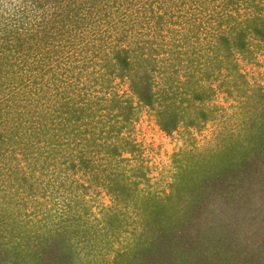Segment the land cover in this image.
Masks as SVG:
<instances>
[{
  "label": "trees",
  "instance_id": "trees-1",
  "mask_svg": "<svg viewBox=\"0 0 264 264\" xmlns=\"http://www.w3.org/2000/svg\"><path fill=\"white\" fill-rule=\"evenodd\" d=\"M153 2L157 4L155 10ZM175 2L0 0V264H77L80 254H92L91 246L99 243L93 239L106 231L109 234L119 231L121 218L120 211H114L116 207L110 212L105 210L104 216L93 224L88 219L89 207L81 205V196L61 199L62 188L68 196L76 194V187L73 191L68 188L71 183L68 173L73 170L86 172L90 177L88 184L79 185L82 190L86 191L90 183L100 186L111 204L131 202V210L137 216L132 221L136 225L132 235L134 244L131 242L129 251L114 250L110 264L264 263V250H260L264 239L261 246L256 245L261 251L257 252L249 244L243 247L236 242L235 235V226L244 222L241 219L246 216L253 219L254 213L264 212V94L259 88L255 91L244 88L241 74L232 70L235 67L232 52L248 54L249 35L264 40L261 13L264 0H218L216 11L213 5L198 10L195 5L191 12L183 13H179L180 8L171 9ZM239 6L246 10L234 28L230 23L238 17ZM210 9L201 21L198 17L201 12ZM139 10L143 11L141 20L136 19L137 13L142 14ZM131 13L135 15L133 19ZM175 13L183 18L177 22L191 30V36L202 26L206 27L207 20L212 19L216 26H228L227 32L212 33V44L220 47L205 45L210 56L199 49L194 53L196 74L202 75L183 72L182 82L186 83L189 95L176 106L172 98L178 86L172 78L177 76L178 68L171 71L165 63L162 77L167 88L153 91L150 77L157 66L152 56L159 50L150 40L139 37L137 30V26L151 22L149 26L156 29L158 37L163 18ZM117 23L124 30L111 43L109 31ZM204 56L206 60L200 61ZM178 59L179 56L170 62L172 67L178 64ZM96 65L102 70L97 72ZM221 66L226 70L223 76L234 72L239 77L238 83L234 82L237 85H234L237 91L234 97L243 96L240 108H247L243 112L246 114L242 123L243 140L233 137L232 132L225 133L220 147L214 151H218L216 158L208 163L209 169L207 162L191 167L189 161L178 166L175 176L177 182H184L183 191L194 194L189 189L196 185L202 193L193 195L194 202L182 210L180 221H167L160 212L166 206L158 205L162 210H157L147 197L138 194V181L130 179L131 173L133 178L146 180L139 167L121 165L127 159L122 154L132 153L135 145L131 139L121 137L120 130L135 119L139 106L153 112L156 124L166 134L180 125L199 128V120L203 124L211 118L202 104L213 93L200 80L211 76L214 70L218 75L213 77H218ZM114 78L125 80L137 105L128 97L110 91ZM231 89L225 87L224 91L229 94ZM93 91L95 97L91 99L89 94ZM195 105L197 111L193 109ZM101 110L105 111L104 121L100 120ZM83 134L87 136L79 139ZM72 149L76 152L71 153ZM15 153L23 160L25 167L21 170L12 169L14 164L10 159ZM8 170L15 175L7 177ZM252 175L254 179L258 176L256 189L249 184ZM49 177L57 181L56 192L50 195L55 194L53 197L59 199L40 201L45 196V183H50ZM199 178H202L200 184ZM251 196L258 203L250 201ZM208 203L218 207L210 210L212 217L207 223L202 220L206 216V208H202ZM223 216L236 221L221 222ZM225 223L228 225L224 226ZM239 251L243 253L240 255ZM89 260L87 264H99Z\"/></svg>",
  "mask_w": 264,
  "mask_h": 264
},
{
  "label": "rangeland",
  "instance_id": "rangeland-1",
  "mask_svg": "<svg viewBox=\"0 0 264 264\" xmlns=\"http://www.w3.org/2000/svg\"><path fill=\"white\" fill-rule=\"evenodd\" d=\"M173 1L176 2L173 3L170 7L171 9L180 8L179 13H183L185 11L191 12L192 9H194L195 5L197 7V10L201 9V7L203 6H205L206 9H209L212 5L214 6L213 11H216L219 8L218 0H214V2H209L206 0V2H204L203 4L202 2L200 3L199 0ZM151 5L154 10L155 8H157V4L155 2L151 3ZM262 5L263 6L261 13L262 16H264V2H262ZM237 7L238 6H236V9ZM211 9L209 11L205 10V12H201V16H198L201 21H204L205 17L208 16L207 13H210ZM244 9L246 10V8L239 6L237 12L239 13L238 17L236 16V19L232 20V22L230 23L234 28L237 27L236 24H238L241 17L244 16ZM230 12L233 14V10H230ZM142 15L143 11L142 14L137 13L136 19L141 20ZM130 16L131 19H133L135 15L131 13ZM163 19L164 21L160 24V26H158L160 27V36L158 37L155 36L154 31L156 29L154 28L153 30L152 26H149L151 22L148 24L144 23L141 26H137V30L140 32L139 37L150 40L151 45L159 50L152 56L155 59L157 70H159L153 71L150 77L151 89L153 91L157 88L159 89V87H164V89L167 88V84L162 77V69L166 66V64L171 71L175 67L178 68L177 76L172 78L178 86L175 87L176 92L174 97L172 98L173 103L176 106L179 100H183L184 102V98L189 95L187 93L188 90L186 83L182 82V79L184 78L183 72L191 71L197 76L202 75L196 74L197 72L194 67L196 55L194 53H197L199 49L201 52H204V54H208V56H210L211 52L209 50L208 52L205 51V45L208 46L211 44L213 46L220 47L217 43L212 44V41H214V36H212V33L218 34L221 33L222 30L223 32H227L228 26L226 24H219L218 26H216V23L212 19L207 20L208 23L206 24V27L202 26V28L196 31L194 36H191L192 31L184 26H181V24L177 22V20L181 21L183 18L177 17L176 13L171 15L170 17L167 15ZM118 25L119 23L116 24L115 28L109 31L111 43L117 41L118 37H120L119 31L124 30L123 26L120 28V25ZM247 40L249 41L248 54L242 56L240 53L234 51L232 52V61L233 65L235 66L232 70H235L237 74H241V78L245 81L243 85L244 88L249 87L252 88L253 91L259 88L260 91H262L264 94V40L257 39L252 35H249L247 37ZM175 55L179 56V62L177 65L172 67V64H170V62L173 61V58L177 57ZM219 57L222 58V55H219ZM201 60H206V57H201L200 61ZM218 63H220V61L216 62L215 64ZM226 64L227 63H223V65ZM221 67L222 68H220L218 71V73H220L218 77H213L218 75L217 71L214 70L211 76L207 77L204 80H200V83L209 85L213 89V93L211 95V98L206 103L204 102L202 104V109L205 110V112H207V114L211 118L205 121L203 124L201 123L202 121L199 120V123L201 124L199 128L182 127L180 125L175 131H172L170 134H166L162 130H160L159 126L156 124L153 112L148 110L144 106H139L138 111L135 112L134 115L135 119H132L130 123H127L120 130L119 135H121V137L125 136L126 139H131L135 145V150L132 153L122 154V157H127V159L125 161H121V165H123L125 168H133L134 166L139 167V171L143 172L146 180H144V178H138V176H135V178H133L131 173L130 179H135L134 181H138L136 183L138 194L142 193L145 198L147 197L150 202L154 204L157 210H162V208L158 205L166 206V208H164L165 211H160L163 214L165 213V215L161 213L160 214L162 215V218L165 216V219L167 221L171 219H173L174 221H180L182 210L184 208L190 207L194 202L193 195H195L196 193H202V189L197 188L198 186L196 185H192L194 187L189 189L190 191H193L194 194H188V190L186 192L183 191V187L185 186L184 182L176 181L177 179L175 173L178 170V166L182 167L185 164H188L189 161H191V163H189L191 167L200 165L202 164V162H207V168L209 169L210 165H208V163L211 162V159L214 160L216 158V153H218V151H214H216L220 147V144L222 143L221 141L223 139L222 136H225V133L232 132L233 137L240 141L243 140L244 135L241 133L243 130L242 123L246 118V114L243 112L244 110H247V108L246 106H242V108H240L242 101H244L243 96L236 98L234 97L237 92L235 91V86L237 85L234 84V82L238 83L237 78L239 77H237V74H235L234 72H228L223 76V74L226 73V70H224V66ZM95 69L97 72L102 70V68H100L98 65L95 66ZM200 69H202V66L200 67ZM199 72L201 73V70H199ZM169 74H171L170 71ZM111 83L112 84L110 91L116 93L117 95H121V97H128L133 105L138 104L135 96L129 92L127 83L124 79L119 80L118 78H114ZM225 87L229 89L230 87H232L231 93H226L224 91ZM96 95H98V93ZM71 96H73V94H71ZM89 97L91 99H94L95 91L91 92L89 94ZM182 97L183 99H181ZM184 104L181 103L182 106ZM193 109L197 111L198 106L195 105ZM193 109L192 111H194ZM248 109H251V107H248ZM104 112V110H101L100 112L102 115L100 117V120L103 121L105 120L103 117V114H105ZM97 118L99 117L97 116ZM85 134L80 135L79 139L84 137ZM85 139L86 138H83L81 140ZM81 145L82 143L79 141V145L77 146L80 147ZM70 151L71 153L76 152L75 149H72ZM20 157V154L15 153V159H10L12 161V165L14 164L12 166V169L17 168L21 170L25 167L23 164V160L20 159ZM8 171L9 173L7 174V177L11 178V176L13 177L15 175L12 174L10 170ZM68 176L71 180L68 188L73 191L74 187H76V194L71 193L68 196L67 191H63L64 188H62L63 193H57L59 194V196H62L61 199H75L78 197V195L81 196V198L83 199V201H81V205L89 207L90 212L88 215V219L91 220L93 224L96 223L94 221H97L104 216V213L106 212L105 210H109L110 212L112 208L115 209L116 207L114 211H120L119 216L121 219L120 225L118 227L119 231L116 232V234H109V232L106 231L107 229H103L104 231H106V234L100 235L97 238L93 239V242L99 243L97 245H94L95 247L91 246V250H89V252L91 251L92 254L86 255L85 253H83L82 256L80 254V256L76 258L77 264H87V259H90V262L97 261L99 264H110L114 250L126 249L127 251H129V249H131V242L132 245L134 244L132 235L134 234L133 227L136 225L132 223V221L137 219V216L131 210L132 204L129 201L116 205L111 204V201L104 190L101 189L100 186L92 183L89 184V187L86 189V191L82 190L79 185L83 183L88 184L87 178H90L88 177V174L86 172H83L81 170H73L72 173H68ZM255 177V179L258 178V176L256 175ZM49 178L50 183L44 182L47 188L45 190V196L43 198H40V201H44L45 198H52L51 200H56L57 198L59 199V196L53 197L55 196V194L50 195L51 192L53 193L54 187L57 185V181L55 182L52 177ZM255 179L253 178V175L251 176V178H248L250 187L256 189L258 186V182ZM201 181L202 178H199L198 184H200ZM51 182L53 184H51ZM79 193H81L82 195ZM132 197L134 198V196ZM248 199H250V201H255V203H258L259 201L253 196L249 197ZM108 205H110V207H108ZM16 206L20 207V203H16ZM45 206H48V203H46ZM78 206H80V204H78ZM217 207L218 205L215 206V204L211 203H208L207 207H203L202 210L206 208L204 210V212H206V216H204L202 220L208 223L207 219H211L212 217L210 210H217ZM27 208L26 210H28ZM262 215H264V212L262 214L254 213L253 219H249L248 216H246L247 218L244 217L245 219H241L242 222H244L239 225L240 227L235 226V235L238 239V241L236 242L241 244L243 247L249 244L253 249L256 248L257 244L260 245L261 241H263L264 239V216ZM222 218L223 219L221 222L236 221L235 219L230 217L226 219V217L223 216ZM247 220H249L250 222ZM237 224L238 223H236V225ZM98 225L99 224H97L96 227H98ZM223 225L225 226L228 224L225 223ZM146 226L148 228L150 224L147 223ZM250 246L249 249H251ZM256 249L257 252L260 250L263 251L264 247L263 249L260 248V250H258V248ZM237 253L241 255L243 252L239 251Z\"/></svg>",
  "mask_w": 264,
  "mask_h": 264
}]
</instances>
